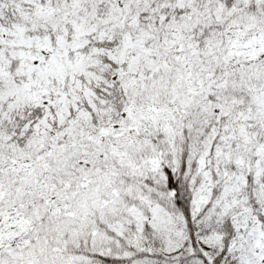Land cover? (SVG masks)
I'll use <instances>...</instances> for the list:
<instances>
[{
    "label": "snow or ice",
    "instance_id": "snow-or-ice-1",
    "mask_svg": "<svg viewBox=\"0 0 264 264\" xmlns=\"http://www.w3.org/2000/svg\"><path fill=\"white\" fill-rule=\"evenodd\" d=\"M0 264H264V0H0Z\"/></svg>",
    "mask_w": 264,
    "mask_h": 264
}]
</instances>
